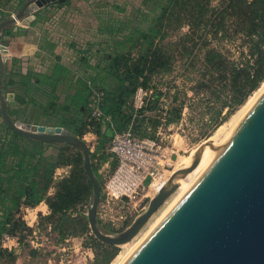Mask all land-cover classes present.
Listing matches in <instances>:
<instances>
[{"label":"trees","instance_id":"1","mask_svg":"<svg viewBox=\"0 0 264 264\" xmlns=\"http://www.w3.org/2000/svg\"><path fill=\"white\" fill-rule=\"evenodd\" d=\"M17 1L16 10L25 0ZM212 1L99 3L94 10L97 24L91 23L92 29L87 32L89 39L71 44L74 68L57 55L50 74L30 70L25 75L26 88L17 90V103L10 113L22 115L21 107L30 92V103L35 105L29 112L33 120L67 127L82 138L88 132L95 133L98 139L91 151L92 164L103 188L100 168L110 163L113 171L118 165L117 158L109 152L116 132L132 125L138 137H156L165 111L160 107L164 93L156 79L172 73L178 59L184 61L186 71L198 74L193 78L195 97L219 104L214 116L217 122L244 104L264 82V0H224L215 8ZM69 4L70 0H62L39 11L32 25L50 21L49 16L56 15V7ZM184 27L188 30L177 40L169 39ZM13 33L23 34V30H6L7 35ZM208 35L239 42V56L210 45ZM44 44L52 52L57 46L47 36ZM140 86L152 90V96L146 106L136 109L133 97ZM96 90L103 93L101 117L93 115L91 105ZM178 99V95L173 97V101ZM184 105L185 98L175 108L166 110L167 123L181 119ZM151 111L156 116H149ZM60 166H70V171L55 177ZM52 187L54 192L50 193ZM92 196L93 184L79 149L69 144L57 148L12 129L6 133L5 124L0 121V232L17 236L23 243L32 228L22 220L21 207L46 201L50 212L40 216L41 226L45 224L57 232L58 242L87 235L86 245L92 246L95 254L91 264H110L118 246L101 242L92 234L87 216ZM99 222L106 232L123 229ZM3 256L15 254L0 243V258Z\"/></svg>","mask_w":264,"mask_h":264},{"label":"water","instance_id":"2","mask_svg":"<svg viewBox=\"0 0 264 264\" xmlns=\"http://www.w3.org/2000/svg\"><path fill=\"white\" fill-rule=\"evenodd\" d=\"M57 0H25L14 15L0 21V112L6 133L15 132L61 148L69 144L83 154L93 184L87 216L92 234L116 246L131 241L200 163L213 140L201 144L190 162L175 170L147 207L124 229H102L98 208L103 188L94 171L90 144L74 131L54 124L33 123L12 115L16 93L7 61L28 50L18 46L24 34H6L9 25L30 26L37 13ZM151 176L147 177L150 181ZM124 199H126L124 197ZM122 264H264V90L233 131L219 145L203 171L145 235Z\"/></svg>","mask_w":264,"mask_h":264},{"label":"rangeland","instance_id":"3","mask_svg":"<svg viewBox=\"0 0 264 264\" xmlns=\"http://www.w3.org/2000/svg\"><path fill=\"white\" fill-rule=\"evenodd\" d=\"M106 1L118 0H70L68 6L56 7L54 11L57 14V18L54 19L55 22L52 25L50 24L54 35L58 37L60 35V38L66 40V38H70L69 34H73V40L77 42L86 40L85 38L87 36L84 35L83 28L91 25V23V26L95 24L94 10L99 3ZM129 1L136 5H139L141 2V0ZM223 1L213 0L212 7H219ZM187 30L188 28L184 27L180 31L171 34L169 39L177 40L178 36ZM207 40L210 45L227 52V54L230 55L231 53L236 57L239 56V49L237 47L239 42L232 43L229 40L219 37L214 39L210 35H208ZM197 76L198 74L196 72L186 71L184 61L178 59L172 73L159 76L156 79V83L164 93L161 98L160 107L165 110L160 116L163 123L156 129V136L159 128L163 127V131L166 134L163 145L169 154H172L171 157L173 159L172 165L164 172L161 171L162 176H158V180L156 181L158 183L170 177L175 170L191 160L198 147L204 142L213 140L214 146H208L207 148L211 151L213 150L214 153L215 151L217 152L219 149L218 145L223 143L224 139L237 125V117L245 112L248 102L264 85L263 82L244 104L236 108L222 121L217 122L214 116L219 104L209 103L206 97H203L202 100H198V97H195V91L193 89L195 80L193 78ZM175 95L179 96L178 101H173ZM184 98L185 105L182 110L181 119L167 123L168 117L166 110L175 108ZM226 112L227 109H225L223 115H226ZM156 114L155 111L149 112V116L152 117L156 116ZM83 138L88 139L90 144L95 142L91 135L83 136ZM51 150L53 152L56 151L55 149ZM100 171L104 178V186L114 170H111L110 163H108L103 164ZM155 186L147 187L144 193L148 194V196H141L138 199V204L141 207L146 208L150 199L156 195ZM178 193L177 190L166 200L164 205L152 215L149 221L130 242L118 246V253L110 264H122L125 261L135 249V246L145 237L146 233L154 227L163 214L166 213V210L180 197ZM135 212L134 215L136 216L138 213L136 214ZM35 229L37 231L36 234L33 231ZM30 240H34V243ZM87 240V235H81L69 237L63 242H58V233L50 227L46 228L45 224L41 226L39 220V224L35 228H32V232L23 239V243L21 242L20 246L12 251L15 257L3 256L0 258V264H91L95 254L93 247L86 245Z\"/></svg>","mask_w":264,"mask_h":264},{"label":"built area","instance_id":"4","mask_svg":"<svg viewBox=\"0 0 264 264\" xmlns=\"http://www.w3.org/2000/svg\"><path fill=\"white\" fill-rule=\"evenodd\" d=\"M102 94V91L96 90L91 103L93 115L96 117L104 115L100 107ZM151 96L152 90L140 86L133 97V105L136 109H141L146 106ZM105 118L111 119L109 116ZM163 130L164 128L160 127L154 138L138 137L131 125L126 130L113 135L109 152L117 158L118 165L103 186L102 200L98 208L99 220L118 230L126 228L145 209L138 204V199L141 196H148L144 193L146 188L156 185L155 192L157 193L168 180L169 177L159 183L156 182L158 176H162L161 171L164 172L169 168L173 161L172 154H169L163 145L166 138ZM85 140L88 142L87 139ZM90 147L91 151H94V144H90ZM69 171L70 166H60L56 168L55 177H63ZM148 176L152 178L150 181H147ZM37 207L38 205L21 207L20 216L30 228H35L39 224L41 215L49 214H44L43 210H36ZM134 212L138 214L135 216ZM31 215L35 218H31ZM33 231L36 234V229ZM30 241L34 243V240ZM0 243L3 248L13 251L20 246L21 241L17 236L0 232Z\"/></svg>","mask_w":264,"mask_h":264},{"label":"crops","instance_id":"5","mask_svg":"<svg viewBox=\"0 0 264 264\" xmlns=\"http://www.w3.org/2000/svg\"><path fill=\"white\" fill-rule=\"evenodd\" d=\"M18 5L17 0L9 1V0H0V21L5 16H10L13 13H15L16 7ZM50 21H39L35 25L26 26L22 24V22H19L17 25H9L7 26V29L13 28L14 30L21 29L23 30V38L20 39L19 48L21 50H28L27 55H20L18 57H14L11 60L7 61L8 64V70L12 72L11 75V81L12 89L11 91H14L17 93V90L19 89L21 91V88H26V82L27 77L25 76L30 70L35 72H42V73H51L52 65H54L56 56H61V61L67 64L68 66H71L74 68L72 59L74 58V50L71 46L75 40H73L74 35L70 34V38H60L61 36H55L53 33V30L50 26L55 22V18H57V14L52 18L49 16ZM95 21L97 20L94 15ZM96 23V22H95ZM97 24V23H96ZM90 25L83 28L84 35L87 36L85 39H89V34L87 33L89 30H91ZM17 35H20L16 33ZM47 36L48 39L53 40L57 46L54 52L50 51L49 48L44 44V38ZM72 37V38H71ZM16 70H20L22 75L18 74ZM46 73V74H47ZM26 77V78H25ZM12 80H14L12 82ZM19 84V86H18ZM33 84V82H32ZM28 86V85H27ZM30 92H28L26 102L21 107V116H28L30 121L33 123H45V121H35L31 118L30 115V108H35V105L30 103ZM91 135L92 138L95 140L93 142L94 146L97 143V135L93 132H88L84 136ZM87 138V137H85ZM88 140V139H87ZM54 192V188L52 187L50 189V193ZM43 210L44 214H47L50 212L49 206L46 202H40L38 204V207L36 210ZM31 218H35L34 215H31Z\"/></svg>","mask_w":264,"mask_h":264},{"label":"bare ground","instance_id":"6","mask_svg":"<svg viewBox=\"0 0 264 264\" xmlns=\"http://www.w3.org/2000/svg\"><path fill=\"white\" fill-rule=\"evenodd\" d=\"M264 90V85L259 89V91L256 93V95L254 97H252V99L248 102L247 104V108L245 110L244 113H242L237 120V124L239 123V121L242 119V117L245 115L246 111L251 107V105L255 102V100L258 98V96L263 92ZM242 111V110H241ZM219 146V145H218ZM218 148V147H217ZM215 150V149H214ZM217 150V149H216ZM216 153V151H215ZM215 153L213 152V150H209L208 148L205 149L202 159L200 161V163L197 165V167L189 172L185 178H183L180 182V186L178 188V194L179 196H181L190 186L191 184L198 178V176L200 175V173L203 171L205 165L207 164V162L209 161V159L211 157H213L215 155ZM190 162L187 161L186 164H188ZM177 200V199H176ZM167 211V210H166ZM164 215V214H163ZM155 226V225H154ZM149 232V231H148ZM147 234V233H146ZM141 240V239H140ZM130 242V241H129ZM128 243V242H127ZM136 247V246H135ZM133 248V247H132ZM131 250V249H130ZM129 252V251H128Z\"/></svg>","mask_w":264,"mask_h":264},{"label":"flooded vegetation","instance_id":"7","mask_svg":"<svg viewBox=\"0 0 264 264\" xmlns=\"http://www.w3.org/2000/svg\"><path fill=\"white\" fill-rule=\"evenodd\" d=\"M60 1H62V0H57V2H56L55 4L59 3ZM48 7H49V6H48Z\"/></svg>","mask_w":264,"mask_h":264}]
</instances>
